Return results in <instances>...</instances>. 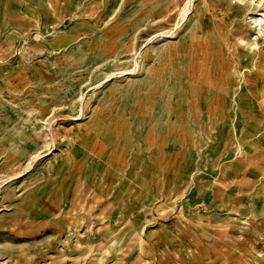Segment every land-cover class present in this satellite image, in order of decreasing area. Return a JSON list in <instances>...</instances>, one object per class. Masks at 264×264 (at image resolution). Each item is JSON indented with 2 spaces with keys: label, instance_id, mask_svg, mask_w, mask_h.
Listing matches in <instances>:
<instances>
[{
  "label": "rangeland",
  "instance_id": "374dc122",
  "mask_svg": "<svg viewBox=\"0 0 264 264\" xmlns=\"http://www.w3.org/2000/svg\"><path fill=\"white\" fill-rule=\"evenodd\" d=\"M263 16L264 0H0V264H264L245 245Z\"/></svg>",
  "mask_w": 264,
  "mask_h": 264
},
{
  "label": "crops",
  "instance_id": "0c3cea01",
  "mask_svg": "<svg viewBox=\"0 0 264 264\" xmlns=\"http://www.w3.org/2000/svg\"><path fill=\"white\" fill-rule=\"evenodd\" d=\"M259 148L257 152L254 151L255 154L247 158L251 162H245V220L250 226L249 232L247 231L245 235V245L254 243L263 248V244L253 240L264 230V144ZM253 196H257L259 200L253 201Z\"/></svg>",
  "mask_w": 264,
  "mask_h": 264
},
{
  "label": "bare ground",
  "instance_id": "6f19581e",
  "mask_svg": "<svg viewBox=\"0 0 264 264\" xmlns=\"http://www.w3.org/2000/svg\"><path fill=\"white\" fill-rule=\"evenodd\" d=\"M264 17V16H263ZM256 21L257 22H260V21H262V17H260V18H258V19H256ZM264 21V20H263ZM259 24V23H258ZM261 26V25H260Z\"/></svg>",
  "mask_w": 264,
  "mask_h": 264
}]
</instances>
